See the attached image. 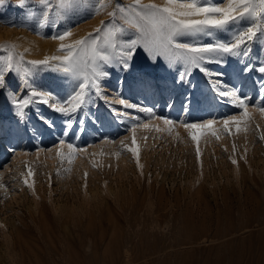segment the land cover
I'll return each mask as SVG.
<instances>
[{
	"label": "rangeland",
	"instance_id": "obj_1",
	"mask_svg": "<svg viewBox=\"0 0 264 264\" xmlns=\"http://www.w3.org/2000/svg\"><path fill=\"white\" fill-rule=\"evenodd\" d=\"M48 2L49 19L40 0L0 4V70L7 75V88L0 89V264H264V73L249 67L264 61V40L251 42L243 61L228 56L205 65L249 98L240 131L233 124L224 132L220 121L240 110L218 96L203 72L179 80L180 66L153 62L143 49L127 69L108 67L102 82L116 108L117 95L138 106L127 109L131 117L97 98L69 126L46 105H32L21 120L13 93L24 82L23 69L31 68L26 62L59 54L53 36L70 29L65 43L83 38L109 20L113 5L132 0H97L91 8L85 3L56 23L51 17L61 0ZM251 23L243 17L212 37L179 39L228 41ZM9 58L12 69L6 68ZM51 63L31 83L66 99L77 83ZM210 119L219 138L208 132L192 141L184 123ZM137 122L149 127L136 129L134 155L130 129ZM60 140L63 157L57 155ZM68 143L76 149L71 155Z\"/></svg>",
	"mask_w": 264,
	"mask_h": 264
},
{
	"label": "snow or ice",
	"instance_id": "obj_2",
	"mask_svg": "<svg viewBox=\"0 0 264 264\" xmlns=\"http://www.w3.org/2000/svg\"><path fill=\"white\" fill-rule=\"evenodd\" d=\"M3 2L4 0H0V4ZM19 2L23 5L24 0ZM96 2L97 0H68L64 3V0H61L54 9L52 22L56 23L57 18L66 17L68 13L80 9L85 3L91 8ZM40 3L45 5L43 15L49 19L48 10H52V5L48 0H40ZM101 7L104 6L101 5ZM260 13H264V0H258V2L257 0H221L220 3L210 2V0H182V2L165 0L163 5L132 0L131 4L125 6L117 3L112 6L111 11H106L109 20L101 21L100 26L93 32L72 43H65L66 39L73 35L70 29H66L52 37L60 41L57 50L59 54L45 57L43 60L26 62L31 68L23 69L24 82L21 83L20 91L13 93L15 114L23 120L25 110L28 111L32 105H46L65 116L66 125L69 126L73 115L81 111L85 105L92 103L94 99L102 98L106 104L113 106L117 115L127 114L131 117L127 109H136L138 106L117 95L114 99L121 107L116 108L113 100H110L104 91L102 82L109 76L108 67L118 66L127 69L137 50L143 49L153 62L163 59L169 68L175 69L180 66L179 80H186L196 69L203 72L218 96L231 98L233 105L240 110L238 115L233 114L220 121L224 132H230V126L233 124L236 125V130L240 131L241 123L249 118V98L241 96L236 89L216 79L222 74L210 71L205 65L222 64L228 56L241 58L242 61L248 57L250 53L248 45L258 37L264 40V17H259ZM243 17L250 18L252 23L234 32L228 41L213 40L210 44H204L183 42L179 39L183 36L199 34L212 37L214 30L227 29L234 21ZM53 61L56 62V71L68 75L77 83L75 90L63 100L31 83L34 73L42 68H53L51 63ZM21 63H24L22 56L15 65L16 72L20 71ZM13 67L12 60L9 58L6 68ZM249 67L264 73V61L260 62L259 67L255 65ZM9 72L12 71H8L7 74ZM6 76L4 71L0 70V89L7 88ZM25 90L26 94H24ZM260 110L264 112V107ZM140 111L149 113L150 117L161 118L156 117L151 108L141 106ZM163 122L165 125L173 124V121L168 118H163ZM214 123L215 121L210 119L203 123H184L183 126L191 140L199 142L201 136L208 132L213 137H217V131L213 128ZM141 126L149 127L146 123L141 125L137 122L130 129L133 146L129 151L134 155L139 151L135 133ZM57 144V155L63 157L64 153L60 149H63L65 142L60 140ZM67 148L70 155L76 151L71 143L67 144ZM197 155L199 156V149ZM28 175H33L31 169L28 170ZM24 183L27 184V180Z\"/></svg>",
	"mask_w": 264,
	"mask_h": 264
}]
</instances>
